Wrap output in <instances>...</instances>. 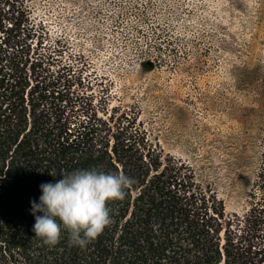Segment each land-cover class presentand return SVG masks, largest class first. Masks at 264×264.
Instances as JSON below:
<instances>
[{"label": "trees", "instance_id": "obj_1", "mask_svg": "<svg viewBox=\"0 0 264 264\" xmlns=\"http://www.w3.org/2000/svg\"><path fill=\"white\" fill-rule=\"evenodd\" d=\"M35 2L0 0V264H264V158L229 212Z\"/></svg>", "mask_w": 264, "mask_h": 264}, {"label": "rangeland", "instance_id": "obj_2", "mask_svg": "<svg viewBox=\"0 0 264 264\" xmlns=\"http://www.w3.org/2000/svg\"><path fill=\"white\" fill-rule=\"evenodd\" d=\"M34 7L229 212L246 211L264 158V0H36ZM147 59L153 69L142 65Z\"/></svg>", "mask_w": 264, "mask_h": 264}]
</instances>
